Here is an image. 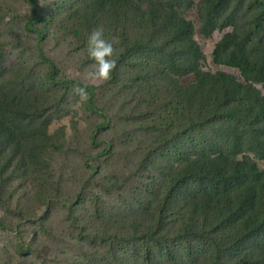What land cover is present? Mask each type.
I'll use <instances>...</instances> for the list:
<instances>
[{
    "label": "trees",
    "instance_id": "trees-1",
    "mask_svg": "<svg viewBox=\"0 0 264 264\" xmlns=\"http://www.w3.org/2000/svg\"><path fill=\"white\" fill-rule=\"evenodd\" d=\"M36 21L50 25L35 0ZM61 4V5H60ZM60 28L87 52L89 34L103 27L119 37L109 83L122 85V108L139 129L158 131L136 171L156 168L163 180L150 198L134 196L85 221L83 233L105 253L95 264H264V172L247 155L264 159V96L224 71L203 70L205 55L186 13L196 8L206 34L229 29L214 54L229 66L247 64L264 86V0H58ZM38 87L0 86V205L19 187L33 185L35 212L51 198L50 154L63 147L65 129L50 128L75 81L58 80L48 60ZM0 44V81L7 74ZM193 76L192 82L183 79ZM89 104L95 100L94 87ZM96 107L94 106V109ZM96 110V109H95ZM99 112V111H98ZM2 222H4L2 220ZM2 226V224H0ZM82 263V262H81ZM76 264V263H74Z\"/></svg>",
    "mask_w": 264,
    "mask_h": 264
},
{
    "label": "rangeland",
    "instance_id": "rangeland-1",
    "mask_svg": "<svg viewBox=\"0 0 264 264\" xmlns=\"http://www.w3.org/2000/svg\"><path fill=\"white\" fill-rule=\"evenodd\" d=\"M51 24H32L36 21L30 0H0V44L6 55L7 74L0 86L8 90L20 85L13 71L24 67L31 74L19 87L26 92L38 87L40 78L56 66L58 80L75 81L67 100L62 103L50 128L54 134L65 129L63 147L50 154L51 198L46 205L31 212L32 199L37 192L33 185L19 187L12 181L9 209L0 205V264H95L91 252L105 253L100 245H91L83 233L85 221H93L102 208H116L134 194L150 198L162 183L161 173L154 167L138 173L137 165L158 131L139 129L128 120L129 112L122 108L127 98L122 85L107 81H92L94 71L86 52L76 48L75 37L60 28L63 11L58 0H35ZM61 5V4H60ZM186 16L195 26V38L205 55L203 70L209 73L224 71L244 86L253 85L264 96L263 84L255 83L247 64L229 66L225 55H215V45L229 29L206 34L196 8ZM193 76L183 79L192 82ZM84 87H94L95 100ZM85 89L86 98L77 93ZM94 106L96 107L94 109ZM99 111V112H98ZM264 172V159L248 154ZM2 220L4 222H2ZM82 262V263H81Z\"/></svg>",
    "mask_w": 264,
    "mask_h": 264
},
{
    "label": "clouds",
    "instance_id": "clouds-1",
    "mask_svg": "<svg viewBox=\"0 0 264 264\" xmlns=\"http://www.w3.org/2000/svg\"><path fill=\"white\" fill-rule=\"evenodd\" d=\"M119 44V37L112 36L106 39L103 27L94 29L88 36L87 52L94 62V71L88 73V78L92 81H107L111 78V73L117 66L116 46ZM82 99L86 98L85 89L81 88L77 93Z\"/></svg>",
    "mask_w": 264,
    "mask_h": 264
}]
</instances>
